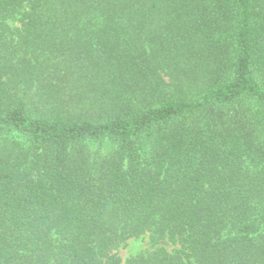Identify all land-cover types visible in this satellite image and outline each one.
<instances>
[{"label": "trees", "instance_id": "16d2710c", "mask_svg": "<svg viewBox=\"0 0 264 264\" xmlns=\"http://www.w3.org/2000/svg\"><path fill=\"white\" fill-rule=\"evenodd\" d=\"M146 234L264 264V0H0V264Z\"/></svg>", "mask_w": 264, "mask_h": 264}, {"label": "rangeland", "instance_id": "374dc122", "mask_svg": "<svg viewBox=\"0 0 264 264\" xmlns=\"http://www.w3.org/2000/svg\"><path fill=\"white\" fill-rule=\"evenodd\" d=\"M13 28L18 27L17 23H11ZM99 148V145H94L93 149L96 150ZM107 147L103 148L102 151L106 152ZM161 246L166 248L169 252H173L176 249H180V246H174L168 241L161 243ZM152 250L150 244V234H146L139 239H131L125 246H122L117 251H115L123 260V264H126L127 261L133 257L139 256L141 254H146Z\"/></svg>", "mask_w": 264, "mask_h": 264}]
</instances>
